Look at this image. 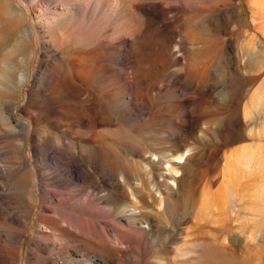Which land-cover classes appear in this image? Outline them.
I'll return each instance as SVG.
<instances>
[{
  "label": "rangeland",
  "instance_id": "1",
  "mask_svg": "<svg viewBox=\"0 0 264 264\" xmlns=\"http://www.w3.org/2000/svg\"><path fill=\"white\" fill-rule=\"evenodd\" d=\"M263 1L256 9L251 0H0V112L12 99L29 130L0 137V165L24 178L39 170L48 181L52 173L68 175L56 166V152L92 164L83 171L84 191L106 208L99 219L118 222L131 236L123 244L134 247L126 264H264V112L255 115L264 106ZM40 11L46 16L39 23ZM185 15L193 17L206 90L186 81L193 43L182 37ZM49 19L80 25L78 51H101L90 80L54 60L69 53L54 46ZM27 24L36 38L25 45ZM82 33L91 40H80ZM253 55L259 61L252 68ZM7 129L0 117V133ZM12 141H25L26 149ZM45 157L50 164L41 170L36 160ZM112 164L118 178L148 174L153 164L173 188L158 176L163 194H141L138 207L108 177ZM37 188V212L14 195L12 212L29 227L23 264L39 237L34 228L45 221L38 212L48 202Z\"/></svg>",
  "mask_w": 264,
  "mask_h": 264
},
{
  "label": "bare ground",
  "instance_id": "2",
  "mask_svg": "<svg viewBox=\"0 0 264 264\" xmlns=\"http://www.w3.org/2000/svg\"><path fill=\"white\" fill-rule=\"evenodd\" d=\"M28 1L31 2L33 0ZM75 1L78 5H81L84 0ZM110 1L112 3H119V0ZM251 1L254 3V8H261L259 0ZM261 11L263 13V10ZM50 13L53 15L52 19H56L59 15L57 12H47V14ZM45 16L46 13L40 11L35 20L39 22L40 20H44ZM52 19H49L48 24L50 31L55 37L54 46L69 53L68 60L65 58L62 60V56L59 55H56L54 60L61 64L62 69L68 72L74 70L77 75L84 77L85 80H90L94 76V71L98 68L97 63L101 61V58H99L101 51L98 48L78 51V47H76L78 46L76 34L79 28H81L80 25L65 26L66 24H62L59 21L54 22ZM192 20V15H185L182 18V37L185 42L193 43L192 47H189V50H187L189 58L186 81L190 85L196 79L198 83L194 84L200 85L199 89L206 90L211 84L206 80L204 76L205 68L198 60L200 47L197 43L195 27L191 23ZM91 35V33H82L80 40L89 42ZM35 36L36 33L29 24L22 28V37L26 42L25 45L31 43L36 38ZM258 61L259 59H255L254 55L251 56V62H249L252 68L258 65V63L254 65ZM21 85V83L16 84L18 88ZM194 88L195 86L190 87L191 90ZM262 111L264 112V106L256 108L255 115ZM17 112L18 107L16 102L10 98L4 101V111L0 112V117L8 129L2 130L0 133L1 138L27 136L29 132V130H26L27 125L19 120ZM248 113V108H245V117H250V113ZM253 116H251V120H253ZM254 123L257 122L255 121ZM23 130L25 132L21 133ZM12 145L19 150L26 149L25 141L19 143L12 141ZM254 154L257 155L258 152ZM53 158L56 161V166L68 169L67 176L52 173V176L47 181L45 176L39 173L38 170V177L30 176L29 178H24V176L18 175V169L8 170L0 165V264H23V247L26 236L29 233V227H24V221L20 215L12 212L14 195L18 196L34 212H37L39 207L37 199L38 186H40V192L47 198L48 202L46 204L43 203L42 209L38 212L39 217L44 218L45 221L43 225L36 226L33 230V233H37L39 237L28 245V256L24 264H126L127 254L133 251L134 247L128 250L123 247V244L131 241V239H128L131 236L125 237L122 234V229L125 228L121 224H118V222L99 219V217H104L103 214L106 212V208L97 206L93 202V194L84 191L83 182H85L86 176L83 171L86 168L87 171L91 172L94 168L93 165H89L85 159L67 158L65 155L57 152L53 155ZM253 158L255 159L256 157ZM179 159L180 161L178 162H182L181 160H184V156L179 157ZM150 160L152 163L156 162L155 159ZM36 162L41 170L44 169L46 164H50L46 157L37 159ZM15 163L21 165L23 162L17 159ZM135 163L137 165L140 164L138 161ZM152 165L149 172L147 171L148 174L141 171L133 177L123 174L121 178H118L114 175V171L112 170L114 165L112 164L111 169H108L107 175L111 177L114 183L120 185L127 195L133 196L137 206L140 207L139 205L142 201L139 196L141 197V194L147 192L149 197L153 199L163 194L161 191L162 184L158 180V176L163 177L166 184L165 187H172L167 180L170 176L164 174L158 175L154 172ZM167 169L173 172L174 167L170 164ZM147 179L149 180L148 185L146 183ZM172 179L177 181L175 177H172ZM39 181L41 185H39ZM66 184L72 185L73 188L70 191L63 189V186ZM132 216L134 218L137 217L135 214ZM109 227H113V229L108 230ZM128 227L133 228L135 226L128 223ZM111 231L115 232L116 243H111L108 238ZM112 256L116 257L113 258Z\"/></svg>",
  "mask_w": 264,
  "mask_h": 264
}]
</instances>
